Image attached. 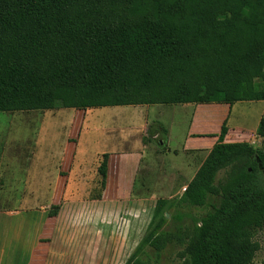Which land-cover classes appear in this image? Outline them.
<instances>
[{
    "label": "trees",
    "instance_id": "trees-1",
    "mask_svg": "<svg viewBox=\"0 0 264 264\" xmlns=\"http://www.w3.org/2000/svg\"><path fill=\"white\" fill-rule=\"evenodd\" d=\"M262 84L264 0H0V113L232 107L264 101ZM227 122L182 196L157 201L126 264H147L140 259L147 248L160 253L174 242L165 229L173 208H202L210 197L220 203L194 222L186 264H254L255 233L264 228V150L226 142ZM257 133L264 138V115ZM108 158L98 168V199ZM237 163L218 184L220 171ZM54 208L51 217L60 207ZM186 216L175 214L178 230Z\"/></svg>",
    "mask_w": 264,
    "mask_h": 264
},
{
    "label": "rangeland",
    "instance_id": "rangeland-1",
    "mask_svg": "<svg viewBox=\"0 0 264 264\" xmlns=\"http://www.w3.org/2000/svg\"><path fill=\"white\" fill-rule=\"evenodd\" d=\"M261 88H264V84ZM212 105L215 104L159 105L152 106V110L147 106H123L87 111L60 109L28 113H0V121H2L0 126H3L0 130L5 128L12 131L15 128L14 123H10L11 118H7V115L19 114L28 117V121L17 122L22 133H13L12 138L15 136L25 143L26 141L31 144L36 142V145H40L44 152L59 151L66 145L79 147L80 155L77 161L81 170H86L89 179L85 183L67 181L70 183L69 189L76 190L73 193L75 197L72 198H77L80 202L72 206L66 199L62 201L58 212L63 220L57 219L58 215L50 216L57 202L49 196H44L41 227H35L32 224V227H27L25 233L21 231L17 234L7 231V227H1L0 264H126L148 232L157 201L165 198L175 203L180 196L177 191L182 189V184L186 181L174 182L176 191L174 188V197L171 199L167 197L168 194L165 192L167 186L164 182L150 181L149 177L148 181H138L137 184V190H144L149 194V200L146 202L132 206L124 204L114 208L108 204L99 206V208L94 204L91 207L85 206L82 201L96 200L100 192V178L95 168L98 160L97 154L118 150L136 151L141 150L143 146L150 148V143L147 142H150V137L156 132L160 133V139H164L172 150L182 149V146L186 144L185 137L190 128L193 131L207 129L214 133L218 131L217 134H219L223 119L222 117L216 119L211 114L212 124L208 126L207 116H210V113L202 114V117L197 119V123L190 125L192 123L191 113L194 112L192 110L198 113ZM153 109L157 110L154 114ZM140 110L145 112L143 119L139 115ZM263 114L264 101L238 102L233 105L227 122L230 141L232 143L245 142L256 150H264V138L257 133ZM91 115L96 118L86 127L83 126V121ZM70 119H72L71 123ZM144 126L146 128L143 131ZM180 159L182 160L181 157ZM237 165L240 164H234L220 171L218 184L225 181ZM116 173L120 175L122 171ZM53 178L55 179L54 175ZM49 182L60 183L61 188L66 181ZM83 188L86 189V194L82 192ZM219 203V197H210L208 205L202 208L189 205L173 208L167 214L169 221L165 229L175 234L174 242L168 244L160 253L147 248L146 253L141 255L140 259L147 264H186V257L183 254L192 237L194 222L212 212ZM101 209L104 210L103 214L106 217L104 223V220L100 221L102 223L97 222L102 216ZM177 212L187 215L181 230H178L179 223L174 219ZM86 225L90 226L86 227ZM254 239L260 244L254 264H264V228L256 231Z\"/></svg>",
    "mask_w": 264,
    "mask_h": 264
},
{
    "label": "crops",
    "instance_id": "crops-1",
    "mask_svg": "<svg viewBox=\"0 0 264 264\" xmlns=\"http://www.w3.org/2000/svg\"><path fill=\"white\" fill-rule=\"evenodd\" d=\"M142 106H147L152 110V106L159 105ZM232 107L228 104H215L200 110L198 113L192 110L194 112L191 113L192 123L190 125L192 126L194 123H197V119L201 118L202 114L208 113L214 115L216 119L222 117L224 123L228 119ZM156 111H152L153 114ZM138 112L143 119L145 112L141 110ZM7 118H11L10 123H14L15 128L12 131H8L5 128L0 130V228L7 227V231H13L17 234L21 231L25 233L27 227L32 224L35 227H41V209L43 207L44 196H49L52 200L56 201L55 206H60L64 199L72 206L78 205L80 201L77 198H72L76 190H70V183H67V181H83L85 183L89 179L86 175V170H81V166L77 161L78 155H80L79 147L66 145L59 151L47 150L44 152L40 145H36V142L35 144H31L27 141L25 143L15 136L12 138L13 133H22L21 127L17 122L28 121V117L18 114L7 115ZM94 118L96 117L92 115L88 116L82 125L86 127ZM122 120L125 121L124 118ZM71 122L72 119H70ZM0 127L3 126L1 125ZM145 128L146 126L143 127V131ZM217 132L214 133L208 129L193 131L190 128L185 137L186 144L182 146L181 150L179 148L172 150L164 139H160L161 135L158 132L150 137V142H147L150 143V148L143 146L141 150L136 151L118 150L117 152L97 154L98 160L95 167L97 174L103 156L109 154L106 188L101 199L84 200L82 201L83 205L91 207L94 204L99 208V206L108 204L114 208L124 204L132 206L133 204L146 202L149 200V194L145 193L144 190H137V184L138 181H148L149 177L150 181L164 182L165 186H167L166 191H164L168 194L167 197L169 199L174 197L173 189L176 187L174 186V182L186 181L182 184V189L177 191L180 198L217 143L218 137H214V135H218ZM230 140L231 137L228 135L226 142H231ZM177 158L179 159L177 160ZM117 171H122V174L117 175ZM49 181L66 182L60 188V183L52 184ZM174 191H176V188ZM82 192L86 194V189L83 188ZM100 211L102 212V216L97 221L98 223L104 219L106 220L103 214L104 210L101 209ZM57 215V219L63 220L59 212ZM89 226L86 225V227Z\"/></svg>",
    "mask_w": 264,
    "mask_h": 264
}]
</instances>
